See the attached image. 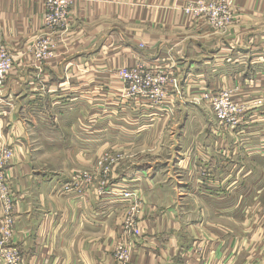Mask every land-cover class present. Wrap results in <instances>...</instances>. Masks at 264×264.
<instances>
[{
  "label": "crops",
  "instance_id": "0c3cea01",
  "mask_svg": "<svg viewBox=\"0 0 264 264\" xmlns=\"http://www.w3.org/2000/svg\"><path fill=\"white\" fill-rule=\"evenodd\" d=\"M195 1L74 0L51 31L44 0H2L15 69L0 90V155L13 153L22 264H119L121 244L128 264H264V104H253L264 101V0H234L239 18L221 31L185 15ZM43 37L53 50L39 62ZM138 64L178 82L163 104L129 98L119 75ZM228 89L249 108L236 129L200 101ZM170 111L196 133L182 137L176 174L121 165L122 150L132 159L157 123L170 127ZM126 189L142 205L131 235Z\"/></svg>",
  "mask_w": 264,
  "mask_h": 264
},
{
  "label": "built area",
  "instance_id": "2783aa9c",
  "mask_svg": "<svg viewBox=\"0 0 264 264\" xmlns=\"http://www.w3.org/2000/svg\"><path fill=\"white\" fill-rule=\"evenodd\" d=\"M209 0L206 4L204 0H197L184 8L185 15L191 18L206 16L215 26L217 17H231L236 13L234 7H231V0L223 1L222 7H217L215 2ZM74 0H49L47 12L44 16V25L46 29L55 31L66 26L70 8ZM2 12V0H0V16ZM227 21V20H226ZM226 23H231L227 21ZM221 25H224L221 24ZM36 60L46 61L47 52L34 49ZM13 69V59L8 50L0 44V89L3 87L5 77ZM120 78L124 85L128 87L132 95H143L148 97L152 89L155 88L158 94L163 95L167 91L168 85L176 87L174 76L165 73L162 68L147 69L143 65H136L131 69L120 73ZM236 90H223L219 92H206L201 95L200 101L206 102L210 107L215 119L221 127L236 129L241 123L245 114L248 112V104L241 103ZM240 92V91H239ZM165 95H163L164 97ZM254 105L264 104L263 100H256ZM13 158L12 150L4 148L0 155V206L3 209V217L0 221V264H22L23 259L19 249L13 245L12 238L15 236V217H14V196L11 193L10 183L7 180L6 168ZM124 201L129 202L128 213L123 222V231L125 235H131L135 232L137 219L142 214V205L137 200L135 191L126 189L121 193ZM126 245V244H125ZM116 258L119 264H128L131 253L130 245L123 244L117 247Z\"/></svg>",
  "mask_w": 264,
  "mask_h": 264
},
{
  "label": "rangeland",
  "instance_id": "374dc122",
  "mask_svg": "<svg viewBox=\"0 0 264 264\" xmlns=\"http://www.w3.org/2000/svg\"><path fill=\"white\" fill-rule=\"evenodd\" d=\"M231 1H232L231 7L232 8L234 7V10H235V1L234 0H231ZM48 2L49 0H44V16L47 12ZM208 2L209 0H204V3L207 4ZM211 2H215L217 7H222V4H223V1L221 0H213ZM235 15H237V13H233L231 17H217L216 22H215L216 30L221 31L224 28L225 29L228 28L231 25V23L232 24L236 23L239 17H235ZM44 16H43V21H44ZM1 19H2V12L0 16V23H1ZM193 19L198 20L200 22H205L207 24H212V21H210L208 17L206 16H200L199 18H193ZM248 19L253 22V19L256 20V17L253 16V18H248ZM226 20L230 21L231 23H226L227 22ZM223 23L224 25H221ZM51 41L52 40L49 37H43L40 40H38L37 43L35 44L36 52L46 51L47 58L50 57L52 50H53L52 49L53 45ZM0 44L4 46L2 42H0ZM4 47L8 50L9 54L11 55L13 59V69L7 73L4 83H3V87L5 85V82L8 76H10V74L15 69L13 55L6 46ZM35 47L32 49L34 57H36L34 53ZM163 95L165 96L163 97ZM163 95L158 94L157 90L153 88L151 93L148 94V97L144 96L143 94V95H137V96L130 95L129 98H131V100L135 98H139L143 100L149 99L151 104L155 106H159L165 102L167 91L164 92ZM170 114L173 115V117L169 116L168 118V123L170 122V127L168 129H165L164 123H163L165 120L161 121L160 123H157L154 128V132H153L154 135H152L149 138V140H147V142L145 143L146 144L145 146L141 145L137 147L136 150L133 151V154L135 155L134 157H132V159L127 158V155H124L123 150L120 152V155H121L120 164L121 165L124 164L126 167H130V165H134L133 167H135L136 169L137 168H149V166H152L154 168H159V169H162V168L169 169L170 171L172 170L173 173L176 174V169H177L176 160L177 159L175 158V156L177 157V154L181 151V146H183L182 137L186 135L187 141H188L189 138L196 136V133L193 130L195 129V127H192L191 124L189 125V129L185 131L184 127L186 128V120H187L185 117L178 119V117L174 115L175 114L174 112L170 111ZM37 148H38V144H34L31 146V149L33 151H35ZM47 150L52 151V152L55 151L54 148L52 147L47 148ZM108 151H112V149H109ZM52 162L55 163L56 161L54 160ZM261 166L264 168V163ZM137 200L139 201L138 195H137ZM128 207L130 208L131 206H128ZM127 213H128V210H127Z\"/></svg>",
  "mask_w": 264,
  "mask_h": 264
}]
</instances>
